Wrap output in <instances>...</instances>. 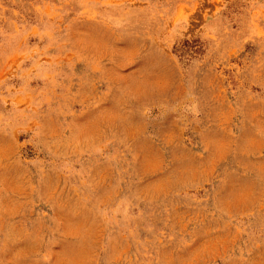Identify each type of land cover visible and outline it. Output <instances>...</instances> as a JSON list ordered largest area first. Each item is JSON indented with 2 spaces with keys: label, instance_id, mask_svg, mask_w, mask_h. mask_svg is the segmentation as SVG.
<instances>
[{
  "label": "rangeland",
  "instance_id": "rangeland-1",
  "mask_svg": "<svg viewBox=\"0 0 264 264\" xmlns=\"http://www.w3.org/2000/svg\"><path fill=\"white\" fill-rule=\"evenodd\" d=\"M0 264H264V0H0Z\"/></svg>",
  "mask_w": 264,
  "mask_h": 264
}]
</instances>
